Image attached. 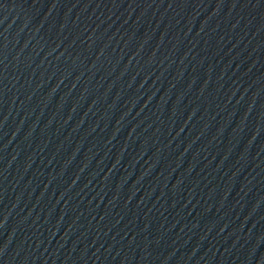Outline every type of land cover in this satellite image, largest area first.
<instances>
[{
  "label": "water",
  "instance_id": "obj_1",
  "mask_svg": "<svg viewBox=\"0 0 264 264\" xmlns=\"http://www.w3.org/2000/svg\"><path fill=\"white\" fill-rule=\"evenodd\" d=\"M0 264H264V0H0Z\"/></svg>",
  "mask_w": 264,
  "mask_h": 264
}]
</instances>
